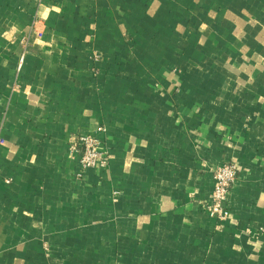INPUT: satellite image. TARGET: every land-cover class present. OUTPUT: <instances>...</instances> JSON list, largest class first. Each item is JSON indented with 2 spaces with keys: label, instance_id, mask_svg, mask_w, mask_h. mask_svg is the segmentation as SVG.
<instances>
[{
  "label": "crops",
  "instance_id": "obj_1",
  "mask_svg": "<svg viewBox=\"0 0 264 264\" xmlns=\"http://www.w3.org/2000/svg\"><path fill=\"white\" fill-rule=\"evenodd\" d=\"M0 264H264V0H0Z\"/></svg>",
  "mask_w": 264,
  "mask_h": 264
},
{
  "label": "built area",
  "instance_id": "obj_2",
  "mask_svg": "<svg viewBox=\"0 0 264 264\" xmlns=\"http://www.w3.org/2000/svg\"><path fill=\"white\" fill-rule=\"evenodd\" d=\"M105 132L104 127L98 129V134ZM69 152L72 158L78 159L82 171L107 170L111 164L106 142L97 135L78 134L72 136L69 140ZM238 176L239 168L232 162L218 168L213 173L214 189L211 200L200 203V210L209 214L218 230L223 229L229 219L228 196Z\"/></svg>",
  "mask_w": 264,
  "mask_h": 264
}]
</instances>
